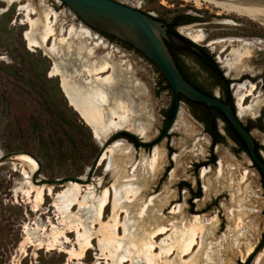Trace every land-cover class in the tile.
<instances>
[{"label":"rangeland","instance_id":"obj_1","mask_svg":"<svg viewBox=\"0 0 264 264\" xmlns=\"http://www.w3.org/2000/svg\"><path fill=\"white\" fill-rule=\"evenodd\" d=\"M8 1L0 0V154H27L33 159L34 166L31 168L29 164L18 160L0 162V264H65L66 254L58 251V248L36 249L35 245H31L25 248L24 255L22 242L33 238L35 233L38 235L36 229L49 224V218L53 223L62 226L58 221L60 218H57L60 214L53 206L54 196L45 194L43 203L35 211L33 190L37 187H51L56 193L63 190L69 181L80 184L82 194L89 189L93 194L89 198L90 203L96 201L106 188L110 190L112 198L113 186L119 189L128 182L137 185V194L130 197L134 200H122L119 203L124 211L118 213V218L123 222L127 216L126 226L130 231L134 229L133 235L129 232L123 234L122 228L119 229L124 248L128 246L127 239L131 235L141 241L145 233L159 225L163 224L168 229H180L183 225L190 224L194 217H198L204 228L201 246L196 245L191 255L183 256V261L188 262L198 256L207 257V264H264V189L259 184L260 175L250 165L247 155L242 150H236L227 137L223 143L211 145L209 136L194 120L184 102L179 104V112L172 127L163 133L164 110L172 103L173 95L170 89L164 87L165 82L159 69L143 54L118 40L108 39L98 30L87 26L61 0ZM115 1L167 22L183 11L203 16L201 20L177 27L176 32L188 36L185 31L189 29L202 30L207 36L206 40L194 41L199 44L213 41L209 45H219L220 50L216 54L221 57L225 55L223 59L219 56V59L231 76L232 49L242 43L251 50L246 40L254 37L264 40V24L261 21L245 14L212 7L204 0ZM20 5L34 10L32 16L41 15L44 18L47 13L48 19L57 30V36H66L71 46L84 41L93 49L91 61L106 55L111 62L116 61L121 67L131 70L137 82L143 85L144 89L139 92L138 100L142 102V111L146 117H141L140 120L147 119L151 127L150 135H141L131 130V119L136 114L130 111L127 125L120 128H127L137 135L117 133L106 141L107 144L102 150L104 152L114 141H123L122 147L127 150L123 170L116 171L117 165L120 168V161L115 162V165L113 163L108 169L107 160L92 166L96 154L105 142L101 144L96 141L90 127L68 104L59 86V77L50 75L53 60L42 49L27 47L23 33L28 25L24 22L25 7L18 13ZM210 9L228 12L229 14L221 13L217 16L229 20L223 22L207 18L210 15L215 16ZM70 28L72 31L69 33ZM228 37H241L246 40L240 39L239 42L237 39V44L234 45V38ZM225 38L228 39L223 40ZM171 40L177 44L174 38ZM251 53L252 50L243 56L245 62ZM108 73L110 70L100 72L99 75ZM240 75L241 73L237 77ZM89 76L87 73L84 78L88 79ZM238 84L248 86L250 82L243 81ZM238 84L233 87L232 83L229 84V89L235 92V104L237 94L242 92L237 91ZM260 91L259 87L256 88L254 95ZM260 94L264 95L261 92ZM252 97L253 95L246 96L245 104ZM257 115H246L242 121L251 128L264 156V115L260 119L262 130L253 124L254 120L258 121L255 117ZM154 147L163 152L165 158L156 172V177L151 179L148 177V162ZM120 155L119 153L118 157ZM174 168L177 174L173 181H169ZM23 169L28 171V177L23 174ZM202 169H206L205 176L213 183L214 188L207 195L204 191L206 178L201 175ZM56 179L62 181L55 182ZM170 194L175 195L170 197ZM77 210L78 204L73 207L75 213ZM84 212L86 208L80 211ZM110 216L111 204L105 208L103 221ZM26 225L29 228L27 231ZM95 226L98 228L99 225ZM209 229H212L210 234ZM169 232L170 230L155 237V243ZM69 236L72 238L73 233ZM93 243L95 246L96 239H93ZM158 249L156 246L155 252ZM129 250L130 253H135L134 250ZM95 252L94 248L89 249L80 264H93ZM177 257L174 251L170 256L161 259H169V264H177L180 261ZM130 263L128 260L124 264ZM139 264L145 262L140 260Z\"/></svg>","mask_w":264,"mask_h":264},{"label":"bare ground","instance_id":"obj_2","mask_svg":"<svg viewBox=\"0 0 264 264\" xmlns=\"http://www.w3.org/2000/svg\"><path fill=\"white\" fill-rule=\"evenodd\" d=\"M204 1L210 2L216 7H220L226 11L248 15L254 19H258L264 24V7L262 6L250 3L245 4L238 0ZM23 7H25L24 22L28 25L23 33V38L26 41L27 47L30 49L40 48L45 55L53 60L52 67L50 68V75L59 77V86L68 104L72 106L83 121L90 127L96 141L98 140L102 144L113 132L121 129L128 130L127 128L120 127L127 125L129 121L128 116H131V114H129L130 111L136 114L133 119H131V130L141 135H148L151 131V127L147 119H143V121L140 120L145 114L142 111V102L138 100V94L144 87L141 83L137 82L134 73L127 67H121L120 63L116 61L111 62L106 55L99 56L97 60L91 61L90 55H92L93 49L88 47L84 41H78V45L71 46L66 36H57V30L50 19H48L47 13L44 15V18L41 15L32 16L31 14L34 10H31V8L25 5L18 6V13H20L21 9L23 10ZM71 31L72 29L70 28L69 33ZM185 33L191 39L198 41L204 40L206 37V34L200 29H189L185 31ZM232 40L236 41L235 39ZM239 40L240 39L237 41ZM48 41H50V44H48ZM211 42L213 41L209 43ZM247 47L248 46L245 44L238 43V46L232 49V66L230 72L234 77H237L245 70H251V67L244 61L243 57L252 50H249ZM108 70H110V73L103 76L99 75L100 72ZM87 73L90 74V78L88 79L84 78V75ZM237 91H242L237 94L236 99V113L239 119L242 120L246 115H257L260 106L264 104V95H261L260 92L254 95L255 85L253 83H250L248 86L246 84H238ZM251 95H253V97L250 98V102L245 104V97ZM128 131L134 133L130 130ZM122 142L114 141L110 143L104 152L101 153L98 163L101 164L104 160H107L106 169H108L113 163L115 165V162L118 163L120 161V168H117V166H119L117 165L116 171L117 169L123 170L127 150L122 147ZM119 153L121 154L119 156L120 158L118 157ZM164 158V153L161 151L159 152L157 147H154L148 162V177L151 179L156 177V172L161 167ZM15 159L21 163L24 162L27 163V165L29 164L31 168L34 166L33 159L27 154H16ZM176 159L178 160L177 157ZM205 173L206 169H202L201 175L203 178L207 177ZM23 174L25 177L29 175L28 171L24 169ZM176 174L177 171L174 168L170 173L169 181H173ZM147 181L149 180L147 179ZM69 182L70 183L67 184L63 190L56 193L52 191L51 187H47L46 189L37 187V189L33 190V192L35 191V196L33 198V210L35 211H37L39 205L43 203L45 194L54 196L53 206L60 214L57 218H60L58 221H60L62 226L53 223L49 218V224L36 229L38 235L35 233L33 238H27L26 241L22 242L24 255H26L25 248L31 245H35L36 249L41 247H45L46 250L58 248V251L65 252L66 254L65 264H80L88 250L94 248L96 252L94 253L93 264H124L128 260L131 261L130 264H139L140 260H143L145 264H169L167 262L169 259L163 261L161 258L170 256L175 251L178 256L177 258L180 259L177 264L208 263L209 260L207 257L200 258L195 256L188 262L187 260H182L183 256L190 254L196 245L199 244L201 246L204 228L201 221L198 220V217H194L190 224L187 226L183 225L180 229L173 227L168 229L163 226V224L161 226L159 225V227L145 233L144 237L139 241L140 239L131 237L134 233V229L130 231L126 226L125 221L128 219L126 218L127 216H125L123 222L118 218V213L124 211L122 206L119 205L120 201L134 200V198L130 199V197H134L137 194V185L128 182L123 184L119 189L113 186L112 198H110V190L106 188L96 201L90 203L89 198L92 193L89 189L82 194L83 189L80 184L73 181ZM204 187L206 195L211 190H214L213 183H210L208 178H206V183L204 181ZM30 191H28L27 194H29ZM173 195L175 194H170V197ZM91 200L93 199L91 198ZM166 200L168 201V199ZM77 204L78 210L75 213L73 207ZM109 204H111V216L106 221H103L105 208ZM84 208H86V212L80 213ZM134 221L137 220L134 219ZM96 224L99 225L98 228H96ZM120 228H122L123 234L128 232L132 234L130 237L127 235L129 239H127L128 237L126 238L128 241V246L126 248L123 247L122 236L119 234ZM28 229L26 225L25 230L27 231ZM146 229L147 228H145V230ZM168 230H170V232L162 237L158 243H155L154 238L159 234L166 233ZM31 232L34 233L35 231ZM71 233H73L72 238L69 236ZM208 233H212V229H209ZM46 237H48V239ZM93 239H96L95 246ZM156 246L159 247L158 252H155ZM129 249L134 250L135 253H130ZM134 255L136 259L133 258Z\"/></svg>","mask_w":264,"mask_h":264},{"label":"flooded vegetation","instance_id":"obj_3","mask_svg":"<svg viewBox=\"0 0 264 264\" xmlns=\"http://www.w3.org/2000/svg\"><path fill=\"white\" fill-rule=\"evenodd\" d=\"M158 2L160 4H163L162 1H158ZM210 5H212V7L215 6L212 3H210ZM210 11L213 10L210 9ZM213 12L215 16L210 15L207 16V18L215 21L222 20L223 22H225V20H229L226 17L217 16L220 15L221 13L229 14L228 12H225L222 9L220 11L216 10ZM202 17L203 16L198 14L197 15L192 14L189 11L186 12L183 11L179 14H176L172 21L167 22L162 20L167 26L168 39L166 40V42L170 47V52L173 56V59L175 60L180 72L185 77V79L189 81L192 85H194L196 88H198L200 91L208 95L214 96L219 100L229 104L236 113L235 92L229 89L230 83L233 84L231 86L233 87L239 82L247 81L255 85V91L256 88L259 87V89L261 90L260 92L264 93V63H262L264 61V44H262L263 43L262 41L264 40L262 38H257V37L251 38L250 40H246L241 37H228V38H234L235 40L237 39L246 40L250 48L252 49V53L250 57L246 60V63L251 67V70H245L241 73L239 77L234 78L227 73L226 68L222 65V62L219 59L220 55H218V53L216 54V52H219L220 50L219 45L212 46L209 45L208 42L205 44H199L198 42H195L194 40L190 39L185 34L184 36H182L183 34L182 35L179 34L184 38V40H180L179 38H177L175 34L177 33L176 32L177 27L181 25L191 24L195 20H201ZM98 32L108 37L107 35L102 33L103 31L98 30ZM172 38L176 40L177 44H174L173 40H171ZM228 38H225L223 40H227ZM108 39L111 38L108 37ZM121 41L119 42L122 43ZM233 44L236 45L237 42L234 41ZM132 49L136 50L135 48ZM224 57L225 55L221 58L223 59ZM172 95H173L172 103L168 104V106L164 110V117H163L164 126L162 129L163 132L166 124L170 121L175 108L176 97L174 96L173 93ZM180 102H184L189 107V110L194 120L199 124L200 128L209 136L211 140V145H215L219 143L221 144L224 142V140L227 137L233 142L236 150L238 151L242 150L247 155L250 161V165L260 175L259 184L261 188L264 189V174L259 169V167L253 161H251L244 140L233 128V126L228 122L225 115L218 108L213 106H211L212 108L208 107L209 109L206 110L205 107H203L201 104H195L193 100H190L184 97L183 95H177V114L179 112ZM262 115H264V105L259 110L258 115L255 116L258 118L259 122L256 120L253 121L254 126L261 130L263 129V125L260 122ZM263 120H264V116H263ZM174 121L170 124L169 128L172 127ZM241 122L243 123L245 128L249 131L254 142L255 151L258 157L260 158V160L264 163V156L260 152V148H261L260 144L252 135L251 128L249 127V125L244 123L242 120ZM213 160H214V156L212 158V161Z\"/></svg>","mask_w":264,"mask_h":264},{"label":"water","instance_id":"obj_4","mask_svg":"<svg viewBox=\"0 0 264 264\" xmlns=\"http://www.w3.org/2000/svg\"><path fill=\"white\" fill-rule=\"evenodd\" d=\"M238 1L264 7V0ZM61 2H63L81 21L87 24V26L108 33L119 40L128 42L159 69L176 97L173 115L166 124L163 133L167 132L177 114L178 94L190 100L204 103L207 106L216 107L225 115L228 122L244 140L251 161H253L264 174V163L260 160L255 151L253 139L234 109L218 98L200 91L187 81L180 72L166 44V40L168 39L167 26L162 20L115 0H61ZM120 132L135 136L134 133L125 129L110 134L96 154L92 166L98 162L100 154L107 144L106 141H109L115 134ZM15 155L16 153L0 154V162L16 160ZM54 181L60 182L62 180L56 179Z\"/></svg>","mask_w":264,"mask_h":264},{"label":"trees","instance_id":"obj_5","mask_svg":"<svg viewBox=\"0 0 264 264\" xmlns=\"http://www.w3.org/2000/svg\"><path fill=\"white\" fill-rule=\"evenodd\" d=\"M102 33H104L105 35H107L108 37H110L111 39H117L116 37H114V36H112V35H110V34H107V33H105V32H102ZM176 34V36H177V38H179L180 40H184V38L182 37V36H180L179 34H177V33H175ZM118 40V39H117ZM119 41H121V40H119ZM122 42V44H124L125 46H127L128 48H133V46L131 45V44H129L128 42H125V41H121ZM166 44H167V42H166ZM167 46H168V48H169V50H170V47H169V45L167 44ZM137 52H139L138 50H136ZM140 53V52H139ZM161 76H162V80L165 82V84H164V87L165 88H168V89H170L171 90V88H170V86H169V84L167 83V81L165 80V78L163 77V75L161 74ZM172 91V90H171ZM173 93V92H172ZM178 95H181V94H178ZM195 104H201L203 107H205V109L207 110V109H209V108H212L211 106H205L204 104H202L201 102H197V101H193ZM209 107V108H208ZM121 134H124V135H129V134H127V133H125V132H120Z\"/></svg>","mask_w":264,"mask_h":264}]
</instances>
